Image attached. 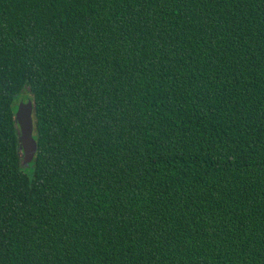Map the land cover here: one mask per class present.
Listing matches in <instances>:
<instances>
[{
	"label": "trees",
	"instance_id": "16d2710c",
	"mask_svg": "<svg viewBox=\"0 0 264 264\" xmlns=\"http://www.w3.org/2000/svg\"><path fill=\"white\" fill-rule=\"evenodd\" d=\"M0 264H264V0H0Z\"/></svg>",
	"mask_w": 264,
	"mask_h": 264
},
{
	"label": "water",
	"instance_id": "95a60500",
	"mask_svg": "<svg viewBox=\"0 0 264 264\" xmlns=\"http://www.w3.org/2000/svg\"><path fill=\"white\" fill-rule=\"evenodd\" d=\"M16 115L21 130L24 156L27 161H30L37 150V141L33 135V101L30 97L26 96L20 101Z\"/></svg>",
	"mask_w": 264,
	"mask_h": 264
}]
</instances>
